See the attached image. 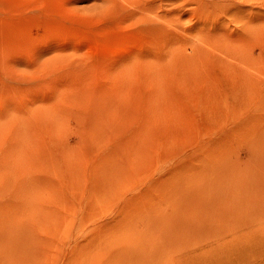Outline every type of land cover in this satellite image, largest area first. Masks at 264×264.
I'll use <instances>...</instances> for the list:
<instances>
[{
	"label": "rangeland",
	"instance_id": "374dc122",
	"mask_svg": "<svg viewBox=\"0 0 264 264\" xmlns=\"http://www.w3.org/2000/svg\"><path fill=\"white\" fill-rule=\"evenodd\" d=\"M261 199L264 0H0V264H264Z\"/></svg>",
	"mask_w": 264,
	"mask_h": 264
},
{
	"label": "bare ground",
	"instance_id": "6f19581e",
	"mask_svg": "<svg viewBox=\"0 0 264 264\" xmlns=\"http://www.w3.org/2000/svg\"><path fill=\"white\" fill-rule=\"evenodd\" d=\"M259 55V54H258ZM259 58H261V57H259ZM260 61H255V60H252V59H249V61H248V63L249 64H252V63H256L257 65L258 64H260L261 63V59H259ZM260 203H262V205L261 204H259L260 205V207L262 206V208H264V199H261V202ZM216 218H220V220L222 221V220H224L225 218H224V216H223V214H217L216 216H215ZM259 218H261L262 220H264V216H262V217H259ZM197 228V227H196ZM189 229V228H188ZM186 230V229H185ZM197 231H199L198 229H195V232H197ZM4 232V231H3ZM189 232V231H188ZM2 233V232H1ZM218 234V233H217ZM10 241V240H9ZM7 243V241L5 240V244ZM6 245H9V244H6ZM5 245V246H6ZM11 246V245H10ZM199 247H201V246H199ZM4 248H7V247H4ZM4 248H2V249H4ZM8 249V253H9V248H7ZM182 248H180L178 251H180ZM5 250V249H4ZM4 250H3V252H4ZM191 250V249H190ZM6 251V250H5ZM3 252H0L1 254L3 253ZM5 253V252H4ZM4 253H3V255H1V256H6V255H4ZM13 253H11L10 252V256L8 257V255H7V257L8 258H13V255H12ZM185 254V253H184ZM181 256V255H180ZM184 256V255H183ZM186 256V255H185ZM191 256H194V254H191ZM187 257V256H186ZM189 257V256H188ZM187 257V258H188ZM196 257V256H195ZM184 258V257H183ZM191 258V257H190ZM146 259V258H145ZM176 259H178V258H176ZM176 259H175V261H176ZM179 260V259H178ZM181 260H182V258H181ZM180 260V261H181ZM187 261V260H186ZM74 264V263H73Z\"/></svg>",
	"mask_w": 264,
	"mask_h": 264
}]
</instances>
